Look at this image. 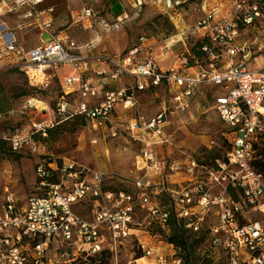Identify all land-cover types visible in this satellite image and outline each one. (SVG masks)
I'll return each instance as SVG.
<instances>
[{
    "label": "built area",
    "instance_id": "built-area-1",
    "mask_svg": "<svg viewBox=\"0 0 264 264\" xmlns=\"http://www.w3.org/2000/svg\"><path fill=\"white\" fill-rule=\"evenodd\" d=\"M42 1L4 0L11 11L27 8L28 18L41 16L37 7ZM127 1L132 8H142L148 0ZM78 20H96L109 34L122 30L124 23L109 22L92 8H84ZM258 22H264V0H233L232 10L222 18L216 10L206 13L197 24L203 31L201 40L209 42L202 48L205 55L191 62L183 59L180 69L167 71L160 68L144 37L124 54L107 55L68 36H52L26 50L11 34L4 35L0 69L7 61L20 70L30 88L57 91L53 120L34 122L27 136L14 134L9 140L15 151L31 144L35 135H45L73 118H83L92 130L105 129L113 124L118 108L128 113L139 105V94L164 90L170 106L163 104L154 118L131 119L123 128L140 146L134 161L137 176L109 178L71 161L60 169L51 163L39 165L36 174L44 196L32 197L20 208L12 195L0 203V264H120L121 249L131 237L137 238L143 254L136 264L140 259L145 264H183L170 251L172 244L139 237L143 226L167 230L173 222L204 235L210 249L225 254L226 264H264V221L252 218H264V172L256 167L264 152V32L253 40L246 38ZM50 28L44 26L46 31ZM220 57H225L226 66L217 70L210 65L208 70L205 63ZM189 66L198 70L193 76L186 73ZM61 70L71 73L61 78ZM122 78L129 82L108 91ZM211 86L221 92L213 109L227 128L230 146L224 159L209 168L192 157L171 163L160 159L157 148L168 142V115L188 111L203 88ZM32 102L27 109L39 112ZM178 176L184 181H175ZM109 179L130 184L134 192L107 190ZM81 204L91 208V222L74 211ZM138 213L144 214L142 222Z\"/></svg>",
    "mask_w": 264,
    "mask_h": 264
},
{
    "label": "rangeland",
    "instance_id": "rangeland-1",
    "mask_svg": "<svg viewBox=\"0 0 264 264\" xmlns=\"http://www.w3.org/2000/svg\"><path fill=\"white\" fill-rule=\"evenodd\" d=\"M225 6H218L215 0H148L142 8H132L114 2L109 9V0H56L57 6L63 8L68 19L60 24V31H66L68 37L77 43H86L100 37L101 44L98 49L107 55H120L126 53L132 46L139 43L144 37L153 44L154 57L161 62V58L169 54L192 61L194 47L200 41L197 36V22L205 15L207 10L220 9L227 14L232 10L233 0H224ZM128 2V1H127ZM92 8L100 17L106 19L108 12L115 15L125 11L123 29L116 33L104 32L96 23V20H82L79 23L71 19L72 14L81 12L84 8ZM225 11V12H224ZM226 14V13H225ZM77 21V18L76 20ZM264 32V22H258L246 38L252 39L257 33ZM49 39L48 35L42 38ZM183 43L186 44L183 45ZM120 44V45H119ZM115 46L117 52L110 51L109 47ZM119 51V52H118ZM261 63V61H259ZM0 69V95L13 101V107L9 113L0 115V140L5 142L0 145V203H3L8 195H12L17 206L24 207L32 197H42L46 191L40 189L36 169L39 165L53 168H61L66 162H75L79 167L90 171H102L109 178L119 176L131 178L138 174L134 171V161L139 153L140 146L134 142L124 131V127L131 119H138V113L148 121L160 111L162 98L165 96L167 107L170 106V95L161 90L157 92L158 99L154 96H144L132 115L118 108L113 115V124L107 128L92 130L84 120V124L78 118L51 128L52 133L35 135L32 143L20 151L11 147L9 139L14 134L27 136L33 131L32 124L39 123L40 114L34 109H27L29 102L40 110H48L50 120L52 109L55 105L54 89L48 93L29 87L25 76L12 65ZM181 64V63H180ZM227 64L225 57H220L214 62H206L205 66L210 70L223 69ZM191 65V63H190ZM258 63H255V68ZM213 87H207L199 100L184 112L169 116L165 128V138L168 141L164 148H157L160 159L169 163L183 161L192 157L199 164L212 167L216 160H221L229 150V142L226 140L227 128L221 122L218 114L213 109ZM215 94H220V89L215 88ZM71 98L77 100V96ZM41 101L45 104H39ZM3 106L1 102L0 108ZM44 106V107H43ZM4 107V106H3ZM2 107V108H3ZM9 107V106H8ZM11 108V107H10ZM121 110V111H120ZM141 116V117H142ZM46 121V120H45ZM116 131L117 136L112 133ZM159 150V151H158ZM258 164L264 172V152ZM184 181L180 176L175 181ZM57 182L56 179L51 180ZM107 190L134 192L130 184L121 180H108ZM8 190V193H6ZM91 210V208H90ZM137 220L142 222L144 214L138 213ZM253 219L264 218L253 216ZM174 226L167 230L157 227L143 226L139 229L143 233L139 236L142 241L169 243V237L174 234ZM146 232L148 234H146ZM152 236L150 240L148 237ZM187 245L173 244L177 256L183 264H226L225 254L220 250L210 249L204 235H187ZM108 245V237L103 240V246ZM136 237H131L124 243L120 252V264H136V260L142 257V251L138 248Z\"/></svg>",
    "mask_w": 264,
    "mask_h": 264
},
{
    "label": "crops",
    "instance_id": "crops-1",
    "mask_svg": "<svg viewBox=\"0 0 264 264\" xmlns=\"http://www.w3.org/2000/svg\"><path fill=\"white\" fill-rule=\"evenodd\" d=\"M109 2H110L109 3V9L114 2H119L120 4H122L124 10L127 7L126 5H128V6L130 5L129 2H127V0H109ZM215 3H217L219 7L226 5L224 0H215ZM11 8L12 7L9 4L5 3L4 0H0V51L5 48V41H4L3 37H4V35H7V34H11V36H13L17 40L18 44L26 50H32L34 48L39 47L41 44L49 41L52 38V36H60V37L68 36L66 31H60L59 30L60 24L66 22V20L68 19V15L63 10V8L59 9V7L57 6L56 0H43L42 1V3L37 7V10L41 14L40 17L35 16L34 18H28L26 16L29 12V10L27 8H20V9H17L15 11H11ZM85 8H86V6H85ZM210 11H211L210 9L207 10L205 12V15L197 22V24L206 16V13H209ZM216 11H217L218 18H222V17L227 16V12H225V11L224 12L226 14L223 13L220 9H216ZM97 13H99V11ZM79 14H80V12H78L76 14L73 13L71 16L72 17L71 19L75 22V24L82 21V20H78ZM124 14H125V11L118 13V14H115V15H111L108 12V14L106 15V20L109 22H115L118 19H122L124 17ZM76 18H77V21H75ZM47 24L51 25V28L48 31H46L44 29V26ZM196 31H198L196 33H197L198 38L201 40L203 31L200 32V30H198V29H196ZM44 35H48L49 39L44 41L42 39ZM79 44L84 45V46L92 44L94 46L95 52L105 53V52H100L98 49L99 45L101 44L100 37H97L96 40H93L91 42L79 43ZM147 45L150 46L149 48L153 49V44L149 40L147 41ZM183 45L186 46L185 43H183ZM109 49H110V51H112L114 53V52H117L116 51L117 49L119 50L121 48L120 47L115 48V46H113V47L110 46ZM162 55L164 56V58H161L162 59L161 62L156 59L162 70H164V71L174 70V69H180L182 67V61H181L180 57H178L176 55H173L171 57V56H169V54H167L166 56L164 54H162ZM6 65H8V63H7V61H4L2 63V66H4V67H2V68L8 67ZM188 68H190V69H187L186 73L190 76H193L198 71L197 68L194 66H189ZM70 73L71 72L69 70H61L59 72V75L61 76V78H63L65 75L70 74ZM128 82H129V80L126 78H122L116 82H113L108 87V91L119 90L120 88H123ZM206 88L207 87L203 88L202 93L196 98V101L194 103H196L199 100V98L203 94V91ZM213 88H211V89L214 90L213 91L214 93L212 96V99L214 102V98L216 96H218L219 93L215 94V92H216L215 87H213ZM144 96H150V97L154 96L156 99H158L157 97H160V96H158L157 93L139 94V105H140V101H141L142 97H144ZM167 100L168 99H166L165 96L162 98L161 105H160V111L158 113H156L155 116L158 115L160 112H162L163 104L167 105ZM1 102L3 103L4 107L2 106L3 108L2 107L0 108V115L3 113H9L10 111H8V110L12 109L13 101L9 98L8 99L3 98V96L0 95V104H1ZM193 104H192V106H193ZM41 111H43V108H41L39 110V112H37V113L40 114ZM45 111H46V114H44V112L42 114H40V119H42V121L50 119V115H49L48 110H45ZM50 112L52 113L51 116L53 119L54 118L53 112L51 110H50ZM132 112H134V111H132ZM132 112H129L130 116L132 115ZM116 113H119V111ZM175 114H178V113H175ZM170 115H174V114H169L167 120H169ZM141 116L142 115L138 113V117H141ZM142 118H145V117L142 116ZM161 147H162L161 148V150H162L164 148V145ZM74 211L78 214V216H80L82 219H84L88 222H91L93 220V216L90 212L88 205H85V204L77 205L74 207ZM148 240H150V239H148Z\"/></svg>",
    "mask_w": 264,
    "mask_h": 264
},
{
    "label": "trees",
    "instance_id": "trees-1",
    "mask_svg": "<svg viewBox=\"0 0 264 264\" xmlns=\"http://www.w3.org/2000/svg\"><path fill=\"white\" fill-rule=\"evenodd\" d=\"M204 46H209L208 39H202V40H200L196 44V46L193 49V51H194V57H196V58H202L205 55L204 52H202V48ZM78 119L81 122V125H83L84 124L83 118H78ZM47 133H49V134L52 133V130L51 129H48L47 130ZM1 144L4 145L5 142H3L2 140H0V145ZM224 157L222 159H224ZM256 167L260 170L261 165L258 164V162H257L256 163ZM171 226H174L173 227L174 228V234L169 237V244H172V245L173 244H177L179 246L186 247V245H187V241H186L187 240V235H196L197 236V234H193L191 232H188V231L184 230L183 226H178V224H176L175 222H173L171 224Z\"/></svg>",
    "mask_w": 264,
    "mask_h": 264
},
{
    "label": "bare ground",
    "instance_id": "bare-ground-1",
    "mask_svg": "<svg viewBox=\"0 0 264 264\" xmlns=\"http://www.w3.org/2000/svg\"><path fill=\"white\" fill-rule=\"evenodd\" d=\"M39 104H44V103H42L41 101H37ZM44 106H45V104H44ZM43 106V107H44ZM43 111H44V109H43ZM137 264H145V260H143V259H140V260H138L137 261Z\"/></svg>",
    "mask_w": 264,
    "mask_h": 264
}]
</instances>
